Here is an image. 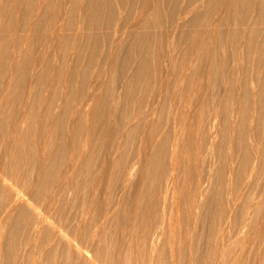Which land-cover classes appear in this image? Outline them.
<instances>
[{
  "label": "rangeland",
  "instance_id": "374dc122",
  "mask_svg": "<svg viewBox=\"0 0 264 264\" xmlns=\"http://www.w3.org/2000/svg\"><path fill=\"white\" fill-rule=\"evenodd\" d=\"M97 1L0 0V264H264L260 0Z\"/></svg>",
  "mask_w": 264,
  "mask_h": 264
},
{
  "label": "bare ground",
  "instance_id": "6f19581e",
  "mask_svg": "<svg viewBox=\"0 0 264 264\" xmlns=\"http://www.w3.org/2000/svg\"><path fill=\"white\" fill-rule=\"evenodd\" d=\"M99 1V0H98ZM97 1V2H98ZM101 1V0H100ZM241 0H230L229 1V4H232L233 3V5H234V7H238V5H239V2H240ZM256 1V0H255ZM89 2V1H88ZM191 2V1H190ZM254 4V3H253ZM255 4H257V6H255L256 8H258V10H259V12H261V14H263L264 13V0H260V1H256L255 2ZM227 5V4H226ZM86 6V5H85ZM183 6H185V4L183 5ZM87 7V6H86ZM205 7V6H204ZM229 7H230V5H229ZM102 8H103V6H102ZM101 8V9H102ZM142 9V8H141ZM100 10V9H99ZM257 10V9H256ZM146 11V7L144 8V10H142L141 11V13H140V15L142 16V15H144V12ZM147 15V14H146ZM264 16H262L261 18L260 17H258L259 18V20L257 21L258 23H260V24H263L264 25V18H263ZM245 19V18H244ZM218 21V20H217ZM221 21V20H220ZM97 22V21H96ZM255 22V21H254ZM211 23H213V22H211ZM215 23V22H214ZM260 24H257V25H260ZM87 30V29H86ZM79 31V30H78ZM124 31V30H123ZM95 32V31H94ZM119 32V31H118ZM256 33H257V39H258V48H259V53H260V55H259V57L257 58V60H256V58L254 59V61H256L255 62V67L256 68H258L259 70H262V68H264V27L262 26V27H257V29H256ZM80 34V33H79ZM94 34V33H93ZM78 35V34H77ZM88 35V34H87ZM86 35V36H87ZM85 36V35H84ZM149 38V37H148ZM67 39V38H66ZM96 40V39H95ZM141 44V43H140ZM211 44V43H210ZM139 45V44H138ZM138 45H137V47H138ZM114 47V46H113ZM140 47V46H139ZM119 48V47H118ZM151 50V49H150ZM112 51V50H111ZM144 51V50H143ZM138 52V51H137ZM247 52V51H246ZM245 56V58H246V56L247 55H244ZM89 58V57H88ZM244 58V60H246ZM79 60V59H78ZM106 60V59H105ZM102 61H103V59H102ZM253 61V62H254ZM150 62V61H149ZM249 62V61H248ZM137 64V63H136ZM249 64V63H248ZM159 66V65H158ZM137 67V66H136ZM112 68V67H111ZM245 68V67H244ZM138 69H140V68H138ZM264 72V71H263ZM85 74V73H84ZM234 74V73H233ZM247 74V73H246ZM263 74V73H262ZM135 75V74H134ZM137 75V74H136ZM264 75V74H263ZM263 75H261V77H262V79H264V76ZM74 76V75H73ZM131 76V75H130ZM129 76V78H131ZM137 77V76H136ZM140 77V76H139ZM260 76L258 77V79H260L261 78ZM83 80V79H82ZM137 80V79H136ZM84 81H86V80H84ZM148 81V80H147ZM151 81V80H150ZM135 83V82H134ZM137 83V82H136ZM138 84H139V82H138ZM262 87V86H261ZM264 87V86H263ZM263 87H262V90L261 91H263L264 89H263ZM259 90H260V88H259ZM258 90V91H259ZM244 97V96H243ZM94 99V98H93ZM261 99V98H260ZM101 102V101H100ZM243 102V101H242ZM259 102V101H258ZM246 104H248V103H246ZM261 108V107H260ZM28 110V109H27ZM246 113V112H245ZM33 114V113H32ZM241 116V115H240ZM82 118H83V116H82ZM21 124H23V123H21ZM20 125V124H19ZM20 126H22V125H20ZM15 127V126H14ZM22 128H24V127H22ZM22 130V129H21ZM14 131H15V133H14V135L17 137V135L19 134L18 132L20 131V127L18 126V125H16V127L14 128ZM13 133H11V135L13 136ZM30 135V134H29ZM48 135V134H47ZM13 138H14V136H13ZM9 139V138H8ZM31 139H32V137H31ZM15 140V139H14ZM13 139L11 140L12 142H15ZM147 141V140H146ZM1 142V141H0ZM10 142V141H9ZM8 142V143H9ZM47 142V141H46ZM144 142V141H143ZM145 143V142H144ZM32 144H33V142H32ZM47 144H49V143H47ZM10 146V145H9ZM12 146H13V144H12ZM29 146V145H28ZM77 146V145H76ZM75 147V146H74ZM16 149V148H15ZM46 149H48V148H45V150ZM72 150V149H71ZM241 150V149H240ZM245 150V149H244ZM75 151V150H74ZM86 152V151H85ZM241 152V151H240ZM18 153V152H17ZM80 153H81V151H80ZM19 155V154H18ZM17 155V156H18ZM45 155V154H44ZM47 155V154H46ZM45 155V156H46ZM81 156H82V154H81ZM47 157V156H46ZM85 157V156H84ZM231 157V156H230ZM11 158H13V157H11ZM11 158H10V160H11ZM23 158V157H22ZM234 158V156L232 155V158H231V160H234L233 159ZM6 159H7V157H6ZM14 159V158H13ZM18 159V158H17ZM44 160H46V158L44 159ZM170 161H171V163H172V165L173 166H175L176 164H177V162H178V160H177V155L176 154H173V155H171V157H170ZM12 162V161H11ZM230 161H228V163H229ZM73 164V163H72ZM3 166H5V165H3ZM10 166H11V164H10ZM7 167V166H6ZM14 167V166H13ZM5 168V167H4ZM74 168V167H73ZM8 169V168H7ZM6 169V170H7ZM45 169V168H44ZM49 169H50V167H49ZM1 170V172H2V170L3 169H0ZM48 170V169H47ZM47 170H45V171H47ZM131 170V169H130ZM5 171V170H4ZM48 172V171H47ZM43 174H44V172H43ZM229 174H230V172H229ZM38 175V174H37ZM70 175V174H69ZM53 177V176H52ZM67 179H66V181H70V177L67 175V176H65ZM13 178V177H12ZM42 178V177H41ZM6 177L4 176V174H3V172L2 173H0V180H3V181H5L6 182ZM9 179V178H8ZM27 180V179H26ZM8 181V180H7ZM52 181V180H51ZM12 182V181H11ZM49 184V183H48ZM9 185V187L13 190V193H14V195H13V198H12V200L10 201V203H9V205L7 206V208L5 209V211H4V213H2V216L0 217V242H1V238H2V227H3V225L5 224V222H7L9 219H11V217H12V215H13V212H14V210H16L17 208H18V206L21 204V203H26V204H29V205H32V206H34V204H32V202L30 201V199H27V198H25L24 197V193H23V191L21 192V190L19 189V188H17V187H15V185L13 184V182H12V184L10 183V184H8ZM24 186V185H23ZM27 186H29V185H27ZM27 186H26V188H27ZM64 187V186H63ZM202 186H200V185H197L196 186V190H197V192H198V194L199 195H201L202 194V188H201ZM25 188V189H26ZM176 188V187H175ZM39 189V188H38ZM43 189V188H42ZM64 189V188H63ZM3 193V192H2ZM35 193V192H34ZM232 193V192H231ZM11 194V193H10ZM40 194V193H39ZM197 194V195H198ZM1 195H3V194H1ZM49 195V194H48ZM32 196H34V195H32ZM8 197V196H7ZM10 197V196H9ZM9 197H8V199H9ZM52 201H54V197H52L51 199H50V202H52ZM39 202V201H38ZM57 203V202H56ZM47 204V203H46ZM24 205V204H23ZM38 205V204H37ZM23 207V206H22ZM20 208V207H19ZM40 209V208H39ZM56 209V208H55ZM21 210V209H20ZM33 210V209H32ZM55 211V210H54ZM56 211H57V209H56ZM84 211V210H83ZM19 215V214H18ZM22 215V214H21ZM50 215V214H49ZM48 215V216H49ZM55 215V214H54ZM170 215H171V213H170ZM170 215H169V218H170ZM53 216V215H52ZM71 216H73V215H71ZM70 216V217H71ZM108 217V216H107ZM36 219V218H35ZM83 219V218H82ZM81 219V220H82ZM47 220V215H46V211H41V210H38L37 211V219H36V223H35V226L34 227H37V225H39V224H41L42 222H47L46 221ZM87 220V219H86ZM31 221V220H30ZM50 221V220H49ZM106 221H107V219H106ZM171 221V220H170ZM54 222V221H53ZM13 223V222H12ZM179 223H180V221H179ZM31 224V223H30ZM30 224H28V225H30ZM34 224V223H33ZM45 224V223H44ZM69 224V223H68ZM75 224V223H74ZM16 225V224H15ZM53 225V224H52ZM55 225V224H54ZM65 225L67 226V223L65 222ZM33 226V225H32ZM31 226V227H32ZM42 226V225H41ZM58 226V225H57ZM96 226L98 227H100V226H102V224H96ZM11 228V227H10ZM18 228V227H17ZM28 228H30V226L28 227ZM44 228V227H43ZM42 228V229H43ZM54 228V227H53ZM46 229H48V228H46ZM64 229L65 228H63V231H64ZM72 230H73V228H71ZM15 230V229H14ZM27 230V229H26ZM32 230V229H31ZM36 230V229H35ZM54 230V229H53ZM7 232V231H6ZM32 232V231H31ZM43 232V231H42ZM58 233L56 234V235H60L61 237H63V238H68L67 236H66V234H64L62 231H60V230H58L57 231ZM71 232H73V231H71ZM71 232H70V234H71ZM44 233V232H43ZM42 233V234H43ZM49 233V232H48ZM9 234V233H8ZM35 234V233H34ZM15 235V234H14ZM68 235H69V233H68ZM17 236V235H16ZM25 236V235H24ZM66 236V237H65ZM4 237V236H3ZM34 237V236H33ZM37 237H38V235H37ZM181 237V236H180ZM241 237V236H240ZM15 238V237H14ZM70 238H71V235H70ZM182 238H183V234H182ZM25 239V238H24ZM27 239V238H26ZM39 239V238H38ZM59 239V238H58ZM170 239V238H169ZM187 239V238H186ZM6 240V239H5ZM7 240H9V239H7ZM53 240V239H52ZM57 240V239H56ZM72 240V239H71ZM80 240V239H79ZM83 240V239H82ZM15 241H16V238H15ZM63 241V240H62ZM184 241V240H183ZM57 242V241H56ZM58 242H59V240H58ZM57 242V243H58ZM170 242V241H169ZM53 244V243H52ZM55 244V243H54ZM54 244H53V246H54ZM64 245H67V244H65V243H63ZM78 244V243H77ZM46 245V244H45ZM58 245V244H57ZM72 245V244H71ZM1 246V245H0ZM63 246V245H62ZM39 247V246H38ZM44 247V246H43ZM77 247V246H76ZM14 248H16V247H14ZM24 248V247H23ZM60 248H61V246H60ZM64 248V247H63ZM71 248V247H70ZM78 250H79V245H78ZM50 249V248H49ZM99 249V248H98ZM53 250V249H52ZM63 250V249H62ZM65 250V249H64ZM63 250V251H64ZM82 250V249H81ZM101 250V249H100ZM61 251V250H60ZM96 251V250H95ZM78 253V252H77ZM83 253V252H82ZM101 253H102V251H101ZM264 253V252H263ZM59 254H61L60 252H59ZM91 254V253H90ZM89 254V255H90ZM99 254V253H98ZM152 254V253H151ZM31 255V254H30ZM33 255V254H32ZM48 255V254H47ZM62 255V254H61ZM82 255V254H81ZM93 255V253L91 254V256ZM95 255V254H94ZM174 256V255H173ZM35 257V256H34ZM33 257V258H34ZM48 257V256H47ZM94 257V256H93ZM92 257V261H95V260H93V259H96V258H93ZM119 257V256H118ZM27 258V257H26ZM35 258H37V257H35ZM34 258V259H35ZM49 258H50V256H49ZM59 258V257H58ZM101 258V257H100ZM149 258H150V255H149ZM263 258V257H262ZM8 259H9V257H8ZM29 259V258H28ZM39 259V256H38V258H37V260ZM148 259V258H147ZM151 259V258H150ZM149 259V260H150ZM154 259V258H153ZM153 259H151V260H153ZM120 258H119V260H117V262L119 261V263H120ZM0 261H1V259H0ZM36 261V260H35ZM39 261V260H38ZM44 261H45V259H44ZM43 261V262H44ZM99 261V260H98ZM103 261V260H102ZM87 262H88V260H87ZM97 262V261H96ZM96 262L94 263V264H96ZM124 262V261H123ZM263 262V261H262ZM45 263H47V262H45ZM90 263H91V260H90ZM99 263V262H98ZM3 264V263H2ZM84 264V263H83ZM118 264V263H117Z\"/></svg>",
  "mask_w": 264,
  "mask_h": 264
}]
</instances>
